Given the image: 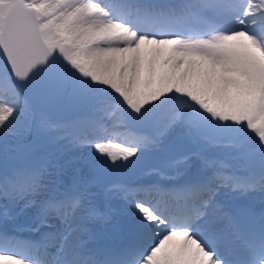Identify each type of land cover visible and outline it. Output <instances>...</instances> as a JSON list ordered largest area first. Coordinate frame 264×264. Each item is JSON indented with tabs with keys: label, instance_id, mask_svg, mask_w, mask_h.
Segmentation results:
<instances>
[{
	"label": "snow or ice",
	"instance_id": "6c2138e0",
	"mask_svg": "<svg viewBox=\"0 0 264 264\" xmlns=\"http://www.w3.org/2000/svg\"><path fill=\"white\" fill-rule=\"evenodd\" d=\"M0 264H264V0H0Z\"/></svg>",
	"mask_w": 264,
	"mask_h": 264
}]
</instances>
